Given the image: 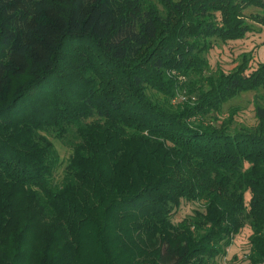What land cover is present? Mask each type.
Instances as JSON below:
<instances>
[{"label":"trees","instance_id":"16d2710c","mask_svg":"<svg viewBox=\"0 0 264 264\" xmlns=\"http://www.w3.org/2000/svg\"><path fill=\"white\" fill-rule=\"evenodd\" d=\"M251 5L0 0V264H219L247 226L264 264V106L222 115L264 64L205 60Z\"/></svg>","mask_w":264,"mask_h":264},{"label":"rangeland","instance_id":"374dc122","mask_svg":"<svg viewBox=\"0 0 264 264\" xmlns=\"http://www.w3.org/2000/svg\"><path fill=\"white\" fill-rule=\"evenodd\" d=\"M155 1V0H153ZM178 1V0H176ZM247 17V23L253 27L246 38L242 40L222 41L210 39L208 43L210 49L205 55V60L209 65L210 73L223 70L226 73L231 72L242 63H248L250 70L264 64V25L253 21L256 15H263L264 10L258 6L251 5L244 12ZM256 105L264 106V89L259 91L238 93L232 100L225 104L223 108V118L228 116L231 111H237L235 126H254L256 118L254 108ZM59 153L65 161L71 153L68 146L61 143L56 144ZM198 205L184 203L174 216V222L178 223L188 215L193 214ZM251 229L247 226L242 233L234 239L233 245L228 249L225 257L219 258V264H249L247 256L250 253L249 236Z\"/></svg>","mask_w":264,"mask_h":264}]
</instances>
